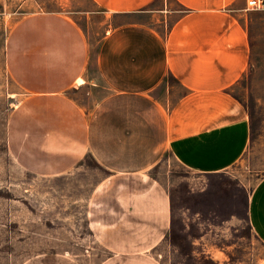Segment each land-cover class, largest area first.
<instances>
[{
  "label": "crops",
  "instance_id": "1",
  "mask_svg": "<svg viewBox=\"0 0 264 264\" xmlns=\"http://www.w3.org/2000/svg\"><path fill=\"white\" fill-rule=\"evenodd\" d=\"M87 1L123 21L94 49L80 23L87 12L35 13L10 32L5 69L24 97L9 146L40 176L92 159L114 184L89 196L93 243L108 252L102 264H161L170 193L129 191L118 180H139L164 152L205 177L240 160L250 126L232 90L248 71L250 37L230 6L238 0ZM246 221L264 246V176L247 195Z\"/></svg>",
  "mask_w": 264,
  "mask_h": 264
},
{
  "label": "rangeland",
  "instance_id": "2",
  "mask_svg": "<svg viewBox=\"0 0 264 264\" xmlns=\"http://www.w3.org/2000/svg\"><path fill=\"white\" fill-rule=\"evenodd\" d=\"M251 43L247 73L232 94L250 126L240 160L219 176L184 169L164 152L140 179L119 178L130 191L148 187L170 193L172 224L156 258L161 264H261L264 246L246 221L248 193L264 176V12L244 13L243 0L231 3ZM92 49L123 21L106 18L87 0H0V264H102L88 228L89 196L102 191L109 174L90 159L58 176L23 170L8 141V123L23 93L5 69V47L13 28L35 13L79 16ZM95 92L94 97H101ZM126 182V183H125ZM88 215V216H87Z\"/></svg>",
  "mask_w": 264,
  "mask_h": 264
},
{
  "label": "built area",
  "instance_id": "3",
  "mask_svg": "<svg viewBox=\"0 0 264 264\" xmlns=\"http://www.w3.org/2000/svg\"><path fill=\"white\" fill-rule=\"evenodd\" d=\"M243 12H264V0H244Z\"/></svg>",
  "mask_w": 264,
  "mask_h": 264
},
{
  "label": "bare ground",
  "instance_id": "4",
  "mask_svg": "<svg viewBox=\"0 0 264 264\" xmlns=\"http://www.w3.org/2000/svg\"><path fill=\"white\" fill-rule=\"evenodd\" d=\"M79 83H81V81H79Z\"/></svg>",
  "mask_w": 264,
  "mask_h": 264
}]
</instances>
